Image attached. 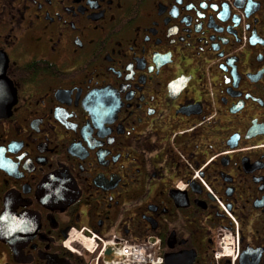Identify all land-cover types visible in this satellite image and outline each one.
Here are the masks:
<instances>
[{
	"label": "flooded vegetation",
	"instance_id": "1",
	"mask_svg": "<svg viewBox=\"0 0 264 264\" xmlns=\"http://www.w3.org/2000/svg\"><path fill=\"white\" fill-rule=\"evenodd\" d=\"M0 74V264H264V0H0Z\"/></svg>",
	"mask_w": 264,
	"mask_h": 264
},
{
	"label": "built area",
	"instance_id": "2",
	"mask_svg": "<svg viewBox=\"0 0 264 264\" xmlns=\"http://www.w3.org/2000/svg\"><path fill=\"white\" fill-rule=\"evenodd\" d=\"M79 244L91 255H96L93 264H162L163 261L162 257L157 254L156 246L151 239L143 243L123 240L98 244L95 239L82 237L79 239ZM108 250L110 257L106 255ZM236 257L235 251L223 248L216 259L221 261L229 258L234 262Z\"/></svg>",
	"mask_w": 264,
	"mask_h": 264
},
{
	"label": "water",
	"instance_id": "3",
	"mask_svg": "<svg viewBox=\"0 0 264 264\" xmlns=\"http://www.w3.org/2000/svg\"><path fill=\"white\" fill-rule=\"evenodd\" d=\"M5 81L6 80L3 76V74H0V87L6 86ZM8 93H10V91H0V111H2L1 103L4 100V98L7 97Z\"/></svg>",
	"mask_w": 264,
	"mask_h": 264
},
{
	"label": "rangeland",
	"instance_id": "4",
	"mask_svg": "<svg viewBox=\"0 0 264 264\" xmlns=\"http://www.w3.org/2000/svg\"><path fill=\"white\" fill-rule=\"evenodd\" d=\"M80 238H82V237H80ZM80 238H79V239H80ZM78 242H79V240H78ZM80 246H81V245H80Z\"/></svg>",
	"mask_w": 264,
	"mask_h": 264
}]
</instances>
